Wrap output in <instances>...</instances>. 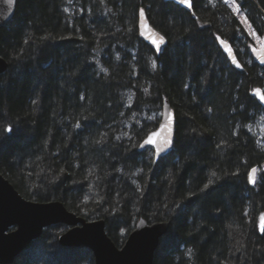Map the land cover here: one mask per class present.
<instances>
[{
	"label": "trees",
	"instance_id": "1",
	"mask_svg": "<svg viewBox=\"0 0 264 264\" xmlns=\"http://www.w3.org/2000/svg\"><path fill=\"white\" fill-rule=\"evenodd\" d=\"M192 2L189 13L164 0H17L0 31L9 64L0 76V174L26 200L105 220L117 246L139 218L170 222L153 264H264V145L255 130L264 109L251 94L264 80L255 64L234 70L218 46L217 37L246 46L231 7ZM237 3L264 34V0ZM141 9L167 38L159 54L138 31ZM165 100L176 116L173 150L155 162L139 146ZM67 229H44L13 264H94L87 248L59 246Z\"/></svg>",
	"mask_w": 264,
	"mask_h": 264
},
{
	"label": "water",
	"instance_id": "2",
	"mask_svg": "<svg viewBox=\"0 0 264 264\" xmlns=\"http://www.w3.org/2000/svg\"><path fill=\"white\" fill-rule=\"evenodd\" d=\"M164 1L174 3L187 12L192 13V8L189 9L186 5L179 4L177 0ZM190 2L193 5L191 0ZM16 6L17 0H13L11 6L7 4L6 0H0V31L15 16ZM139 13L137 27L142 40L159 54L166 45L167 38L151 25L145 10L143 17ZM157 34L164 36L165 39V42L160 44L159 49L153 44V40L158 41ZM221 40L225 43H221ZM217 43L231 67L241 70L242 66L238 68L236 63L233 62V58H235L236 62L239 63L231 44L221 38L217 39ZM253 49H256V51ZM251 54L256 64L264 66V48L261 46L260 48L253 47ZM8 67L7 60L1 55L0 43V76L7 71ZM252 94L257 103L264 108V101L260 99L261 96H264L263 90L256 88ZM169 112L174 114L176 121L175 110L170 102L165 100L162 104L160 123L167 119ZM158 128L159 125L155 130H158ZM174 136L175 122L172 132L173 143ZM146 138L147 136L144 139ZM143 141L141 144H143ZM147 147L153 150V154L155 153V148L152 145L139 146V151H143ZM172 150L173 144L161 152L159 156L154 155V161L157 162L160 158L169 155ZM252 169H256L254 174L251 171ZM252 169L249 175H254L256 180L258 168L253 167ZM55 225L68 227L67 231L58 236L59 246L64 249L87 248L93 255L94 264H153L154 255L160 245V241L168 234L170 229V222L168 221L149 224L145 219L139 218L122 246L117 247L106 232L105 220L87 221L83 217L68 211L60 201L34 202L26 200L0 174V264H13L20 253L42 236L44 229Z\"/></svg>",
	"mask_w": 264,
	"mask_h": 264
},
{
	"label": "snow or ice",
	"instance_id": "3",
	"mask_svg": "<svg viewBox=\"0 0 264 264\" xmlns=\"http://www.w3.org/2000/svg\"><path fill=\"white\" fill-rule=\"evenodd\" d=\"M6 2L9 6H11L13 3V0H6ZM177 2L181 5H186L187 8H189V9L192 8V4H191L190 0H177ZM210 2H211V0H210ZM224 3L228 4L229 0H224ZM231 4H232L233 12L236 14H239L241 11V8H240V5L237 3V0H231ZM139 14L141 17H143L144 16V10L141 9ZM193 15H195V13H193ZM241 20L249 28L250 34L252 36H254L257 40H259L261 47L264 48V40H261L260 37L256 35L255 31L251 29V25L248 24L247 18L241 17ZM157 35H158V41L153 40V44H155L157 49H159L160 44H163L165 42V39H164V36H161L159 34H157ZM217 39L219 40L220 38L217 37ZM220 42L225 43L222 40ZM253 50L256 51V49H253ZM229 51H231V49H229ZM233 62L236 63V67H238V68L241 67V65L236 62L235 58H233ZM153 67H155V61H153ZM260 99L262 101H264V96H261ZM157 122L159 123V121H157ZM174 122H175L174 114L169 112L167 114V119L163 123H159L158 130H155V131L148 133L147 138L144 139L143 144H141L140 146L141 147H143L144 145L154 146V148H155L154 155L159 156L161 152H163L165 149L171 147L173 144L172 132H173ZM77 126H79V125H77ZM4 131L11 132L12 129H11V127H8V128H5ZM251 171L254 174L256 172V169H252ZM216 175L217 174L215 171H213L211 173L212 177H216ZM249 182L255 183L254 175H252V174L249 175ZM212 184H213V180L211 178H209L208 182L206 184H204V189H207ZM259 230L261 233H264V213H262L260 215Z\"/></svg>",
	"mask_w": 264,
	"mask_h": 264
},
{
	"label": "flooded vegetation",
	"instance_id": "4",
	"mask_svg": "<svg viewBox=\"0 0 264 264\" xmlns=\"http://www.w3.org/2000/svg\"><path fill=\"white\" fill-rule=\"evenodd\" d=\"M192 1V0H191ZM229 2L231 3V0H229ZM228 5H229V3H228ZM230 6V5H229ZM231 7V6H230ZM231 10L233 11V8L231 7ZM186 11V10H185ZM192 12H193V5H192ZM241 12V11H240ZM243 13V12H242ZM244 14V13H243ZM236 16L239 18V14H236L235 13V18H236ZM244 17H245V14H244ZM240 19V18H239ZM241 21V20H240ZM242 34H247V32H245V33H242ZM256 34H258L257 32H256ZM258 35H264V34H258ZM246 36V35H245ZM247 37H248V35H247ZM219 38H221V37H219ZM246 38V37H245ZM222 39V38H221ZM224 40V39H223ZM262 40H264V39H262ZM226 41V40H225ZM247 42V41H246ZM231 44V43H230ZM240 44V47H237V45L236 46H234V45H232L231 44V46L233 47V49H234V52H235V56H236V58H237V60L239 61V63H240V65L242 66V69L241 70H236V69H234V70H236L237 72H245L247 69H250L252 66H248L249 64H248V62H249V60L250 61H253V64H255V65H257V67H258V70H257V76L259 77V78H262L263 80H264V66L263 65H259V64H256L255 63V61H254V59H253V56H252V54H251V49L253 48V47H255V48H260V47H256V46H253V47H251V48H247V46H243L244 48H242V42H240L239 43ZM261 46V45H260ZM243 53H244V56H242L243 55ZM229 62V61H228ZM230 64V63H229ZM231 66V65H230ZM257 88H260L261 90H263V94H264V86H260V87H257ZM256 89V88H255ZM254 91V90H253ZM253 91L251 92V94L253 93ZM253 95V94H252ZM263 114H264V111H263ZM256 135H258L257 134V132H256ZM257 139H258V141H259V143H261L262 145H264V140H261V139H259V136H257ZM68 228V227H67ZM67 231V230H66ZM15 261V260H14Z\"/></svg>",
	"mask_w": 264,
	"mask_h": 264
},
{
	"label": "rangeland",
	"instance_id": "5",
	"mask_svg": "<svg viewBox=\"0 0 264 264\" xmlns=\"http://www.w3.org/2000/svg\"><path fill=\"white\" fill-rule=\"evenodd\" d=\"M229 5L232 7V4L229 2ZM258 8H259V10H260V12H261V8L259 7V5H258ZM263 11V10H262ZM241 17H244V14L242 13V12H240L239 13V18H240V20H241ZM241 23H243L242 22V20H241ZM243 25H244V27H245V31L247 32V35H248V37L247 36H245L246 38H247V42L245 41V44H246V46H247V48L249 49V48H251V47H253V46H256V47H260V41L259 40H257L254 36H252L251 34H250V31H249V28L247 27V25L245 24V23H243ZM252 29V28H251ZM253 30V29H252ZM256 33V32H255ZM257 36H259L260 37V39L262 40V39H264V35H258V34H256ZM250 38V39H249ZM249 39V40H248ZM252 39V42L253 43H250V40ZM248 41H249V43H248ZM245 47V46H244ZM244 47H242V48H244ZM242 56H244V53H243V55ZM248 66H253V61H250L249 60V62H248ZM255 130H256V132H257V134H258V136H259V139H261V140H264V114L261 116V119L259 120V124L255 127ZM93 221V220H92ZM11 230H13V228H11ZM126 240V239H125ZM124 240V241H125ZM117 246V245H116ZM122 245H120V246H117V247H121ZM21 254V253H20ZM19 254V255H20Z\"/></svg>",
	"mask_w": 264,
	"mask_h": 264
}]
</instances>
